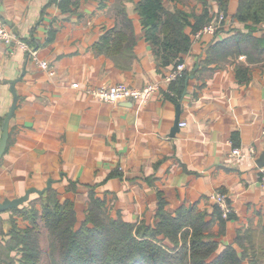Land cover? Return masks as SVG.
<instances>
[{
    "label": "crops",
    "instance_id": "crops-1",
    "mask_svg": "<svg viewBox=\"0 0 264 264\" xmlns=\"http://www.w3.org/2000/svg\"><path fill=\"white\" fill-rule=\"evenodd\" d=\"M74 1L78 5L63 12L52 0H0L5 23L55 69L50 75L23 51L11 53L0 45V139L14 100L11 83L18 81L17 108L0 160V201L21 197L32 188L47 189L46 193L53 180L51 188L59 200L74 202L78 226L85 220L92 194L125 221L144 219L151 224L160 195L170 212L197 206L212 215V195L219 190L227 194L234 210L223 226L215 221L210 228L220 250L234 246L247 255L242 264H251L250 252L264 256V185L256 164L264 151V58L249 64L244 55L229 57L219 67L213 64V70L195 75L207 49L230 36L234 22L233 27L248 33L243 23L232 21L240 0H229L222 31L192 35L184 61L194 79L180 101L168 99L164 88L145 105L104 104L87 93L88 88L117 83L141 88L172 71L173 65L158 67L144 37L136 9L140 0ZM207 1L215 15L218 1ZM164 3L196 13L204 7L199 0ZM121 7L137 39L132 60L120 61L97 50L107 32L118 39L114 47L126 48ZM237 63L250 65L248 82L238 80ZM75 83L77 87L72 86ZM235 148L245 156H234ZM37 197L33 193L30 201ZM13 219L12 210L0 214L5 239Z\"/></svg>",
    "mask_w": 264,
    "mask_h": 264
},
{
    "label": "trees",
    "instance_id": "trees-1",
    "mask_svg": "<svg viewBox=\"0 0 264 264\" xmlns=\"http://www.w3.org/2000/svg\"><path fill=\"white\" fill-rule=\"evenodd\" d=\"M199 1L204 3L201 13L170 9L164 0H140L137 3L144 37L152 47L158 67L176 66L184 61V56L191 50L192 35L220 14L226 17L229 0H217L219 6L215 15H212L207 0ZM52 2L57 3L63 12L78 5L74 0ZM118 12L123 16L122 29L128 34L126 48L114 47L112 43H117L118 39L113 38V32H107L97 50L112 58L118 56L120 61L132 60L137 39L130 31L132 23L124 15L125 9L118 8ZM232 21L243 23L248 33L233 27L234 22L229 28L231 35L207 49L206 56L201 58L202 69H198L195 75L208 70L213 64L219 67L229 57L244 55L249 64L264 58V0H240ZM222 29L223 26L215 34ZM260 31H263L261 36L254 35V32ZM53 38L54 32H50L49 40ZM235 70L241 83L250 80V65L237 63ZM187 75L188 72L171 83L169 92H165L168 99L176 103L180 101ZM234 144H237L235 138ZM29 204L12 210L14 214L22 211L31 215V218L26 217L31 219L28 225L20 228L15 218L8 239L4 238L6 233L0 232V264H40L43 252L39 237L43 234L49 240L46 264H242L247 257L231 245L220 250V242L210 228L215 221L223 226L234 217V213L225 219L217 205H214L212 215L197 206L181 207L170 212L160 195L153 223L149 224L144 219L130 223L123 219L120 212L114 215L106 201L92 194L86 219L77 226L74 202L60 201L52 188ZM250 259L251 264H259L264 256L250 252ZM261 262L264 264V261Z\"/></svg>",
    "mask_w": 264,
    "mask_h": 264
},
{
    "label": "built area",
    "instance_id": "built-area-1",
    "mask_svg": "<svg viewBox=\"0 0 264 264\" xmlns=\"http://www.w3.org/2000/svg\"><path fill=\"white\" fill-rule=\"evenodd\" d=\"M225 21L226 17L222 13L219 15V17H217L214 21L197 32L194 36L200 37L201 35L205 34L215 35L218 29H220L222 26H225ZM0 45L5 46L11 53L23 51L33 61H35L41 69L48 71L50 75H55L54 67L40 59L39 50L36 47L30 45L27 41L18 37L14 33V31L5 23L1 16ZM187 69L188 68L186 61H182L176 66H173L172 71L169 74L165 75L160 82L148 83L141 88L133 87L126 83H117L105 87H91L87 89V93L98 102L104 104L116 105L121 102H134L138 103L139 105H145L150 102L156 95L163 92L164 88L165 92H169V86L171 85V83L186 75ZM72 86L77 87L78 85L75 83ZM181 126H186V123H182ZM251 152L255 154L254 149H252ZM233 155L236 157L245 156L240 148H235L233 150ZM259 174L260 180L264 185V167H259ZM212 200L214 202V205H217L220 208L222 216L225 219H227L230 214L233 213V206L227 194L218 190L212 195Z\"/></svg>",
    "mask_w": 264,
    "mask_h": 264
},
{
    "label": "water",
    "instance_id": "water-1",
    "mask_svg": "<svg viewBox=\"0 0 264 264\" xmlns=\"http://www.w3.org/2000/svg\"><path fill=\"white\" fill-rule=\"evenodd\" d=\"M200 65L197 64V66L195 67V71H197L199 69ZM191 79H194V75H188L185 79V86L188 87V83ZM18 81H13L11 83V91L13 94V103L8 111V113L6 114V116L4 117L3 120V124H2V136L0 139V160L3 157L7 146H8V141H9V135H10V122L15 114L16 108H17V103H18V94L16 92L15 89V85ZM187 93V88L184 92V95ZM181 106H178V112L181 110L180 109ZM179 119L177 121V126H179ZM256 164L258 167L262 168L264 167V151L260 154V156L258 157V159L256 160ZM53 183V180H50L48 183V189L51 188ZM47 189L45 190H37L35 188L29 189L25 195L15 198V199H5L3 201H0V214L7 212L9 210H13V209H17L20 208L21 206H23L24 204H26L27 202H29L31 200V195L33 193H37L39 195H42L45 193Z\"/></svg>",
    "mask_w": 264,
    "mask_h": 264
},
{
    "label": "rangeland",
    "instance_id": "rangeland-1",
    "mask_svg": "<svg viewBox=\"0 0 264 264\" xmlns=\"http://www.w3.org/2000/svg\"><path fill=\"white\" fill-rule=\"evenodd\" d=\"M227 19V18H226ZM132 86V85H131ZM134 87V86H133ZM149 103V102H148ZM138 104V103H137ZM117 105V104H116ZM58 198V197H57ZM59 199V198H58ZM25 206H29V205H25ZM37 207L39 208L40 207V205H38L37 204ZM87 207H88V205H87ZM35 208H36V206H35ZM86 210H87V208H86ZM13 213V212H12ZM86 211H85V219H86ZM113 213V212H112ZM114 214V213H113ZM13 215H15V218L17 219L16 220V223H18V226L20 227V228H24L26 225H28L29 224V222H30V220H27L26 219V217H28V218H31V215H27V214H25L24 212H22V211H19V212H16V214H14L13 213ZM115 215V214H114ZM26 224V225H25ZM82 224V223H81ZM77 226H78V223H77ZM39 245H40V249H41V251L43 252L42 254V260H41V262H40V264H46L45 263V259L47 258V256L48 255H46V254H48V245H49V240H48V238H47V236L45 235V237H44V234L43 235H41L40 237H39ZM5 261H3V263H4Z\"/></svg>",
    "mask_w": 264,
    "mask_h": 264
}]
</instances>
